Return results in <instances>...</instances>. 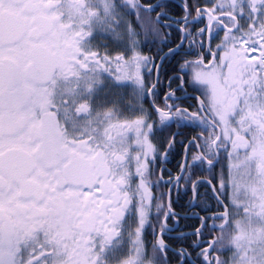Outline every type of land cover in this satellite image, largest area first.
<instances>
[{"label": "snow or ice", "instance_id": "1", "mask_svg": "<svg viewBox=\"0 0 264 264\" xmlns=\"http://www.w3.org/2000/svg\"><path fill=\"white\" fill-rule=\"evenodd\" d=\"M169 7L0 0V264H264V0H182L179 42L144 55L167 41ZM168 58L161 94L150 74ZM177 145L181 174L164 181ZM180 184L216 206L173 248Z\"/></svg>", "mask_w": 264, "mask_h": 264}, {"label": "flooded vegetation", "instance_id": "2", "mask_svg": "<svg viewBox=\"0 0 264 264\" xmlns=\"http://www.w3.org/2000/svg\"><path fill=\"white\" fill-rule=\"evenodd\" d=\"M143 3H151L153 5H159L161 3H167L170 5L169 8L164 9V11L169 12V20L167 21L168 28L167 31L170 32V35L168 36L167 41H161L157 43L154 47L149 46L148 48L144 49V55L150 56V57H156L158 52L167 51L166 48L163 47L164 43H171L175 44L179 42L180 37L183 35L179 31L176 30V23L174 21H178L181 18V9L180 5L182 0H141ZM203 3L204 0H201ZM197 27H204V24H199L197 22ZM197 27L193 28V32L197 30ZM218 42V41H216ZM184 47L187 50L190 51H199L197 48V45L193 43L191 47L189 48V45L186 43ZM205 55L207 59V49L205 48ZM188 59H194V56H188ZM179 59V58H177ZM157 67L154 68L153 73L150 74V78L152 81H156L157 77L159 80V83L157 84V87L161 94H164L168 89L167 81L170 78H174L177 75V72L174 71V69L177 66V61L175 59H165L163 63H161L159 60L156 61ZM187 71V69H185ZM187 80L188 77H185ZM172 88H176V81L173 79ZM186 91H177L176 95L181 97V99L178 101L182 106L189 107L191 105H195L197 103V100L195 99L196 96H198V92L194 91V89L188 85L185 84ZM173 132L180 131L183 133V136L179 137V139H183L184 137H191L192 135H195V132H190L187 129L181 128L179 130L173 129ZM163 135L166 137L168 135L167 132L163 133ZM183 149L180 145H177L173 151L169 153L167 158H161L158 162V167L163 169V177L164 181L169 180V173H171L172 177H176L177 175L181 174V165L183 164ZM202 175L198 174V178L201 180H212L213 184L216 183V180L212 179L213 175L218 176L219 170H217L216 173L209 174L207 170H201ZM175 183V181L169 183L168 188L160 186L159 192H168L169 188L172 187V185ZM212 193L208 189L207 185L204 186H198V197L203 201V203L199 204H193V195L190 191L187 190V185L180 184L179 188L177 190H173L170 194V199L172 203L173 209L178 213L180 219L179 222L176 223L175 221H169L168 227L172 229L171 232L165 233L167 242L175 248L178 244L184 243L188 244L190 243V240H184L181 241L180 234L181 233H191L194 231V227L198 226V220L193 215L194 212H200V208L204 207L205 204L215 207L216 201L211 199ZM227 202V201H226ZM203 215V213H201ZM211 238V237H210ZM169 259L171 260L172 264H175V257L172 255V253H169Z\"/></svg>", "mask_w": 264, "mask_h": 264}]
</instances>
